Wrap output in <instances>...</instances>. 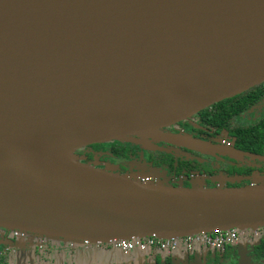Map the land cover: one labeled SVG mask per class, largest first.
Returning <instances> with one entry per match:
<instances>
[{
	"label": "water",
	"instance_id": "1",
	"mask_svg": "<svg viewBox=\"0 0 264 264\" xmlns=\"http://www.w3.org/2000/svg\"><path fill=\"white\" fill-rule=\"evenodd\" d=\"M262 83L264 0H0V227L77 245L264 227V184L175 187L75 153L169 137Z\"/></svg>",
	"mask_w": 264,
	"mask_h": 264
},
{
	"label": "flooded vegetation",
	"instance_id": "2",
	"mask_svg": "<svg viewBox=\"0 0 264 264\" xmlns=\"http://www.w3.org/2000/svg\"><path fill=\"white\" fill-rule=\"evenodd\" d=\"M263 126L264 83L166 127L162 131L169 137L146 139L144 146L140 144L141 138L116 141L100 148L85 147L75 153L88 165L175 187H246L264 184V140L256 136V132L261 135ZM190 139L204 142L208 148H198ZM237 180L244 183L229 185ZM210 182L216 185L208 186ZM241 231L244 233L238 241L220 249L201 244L195 238L188 242V237L157 236L141 238L140 243L132 242L130 248L121 247L119 240L99 246L103 252L111 250L119 254V258L111 257L113 264H135L130 258L135 250L141 253L143 264H264V227ZM135 239L138 238L130 241ZM174 240L177 244L172 247L168 241ZM64 244L34 233L0 227V264H79L76 252L81 246ZM21 247L25 253L19 250Z\"/></svg>",
	"mask_w": 264,
	"mask_h": 264
},
{
	"label": "built area",
	"instance_id": "3",
	"mask_svg": "<svg viewBox=\"0 0 264 264\" xmlns=\"http://www.w3.org/2000/svg\"><path fill=\"white\" fill-rule=\"evenodd\" d=\"M142 181H149V180L143 179ZM243 233L244 231H241L239 229H232V230L225 231V232L223 231V232H218V233H212L210 235L197 234V235L188 237V242H191L195 238L201 244L210 245L213 248L220 249L227 243H235L236 241H238L239 235ZM152 237L155 238L156 236H152ZM141 240H142L141 238H138V239H135L134 241L119 240L117 242L123 248H130L132 246V242L140 243ZM168 244H170L172 247H175L177 243H176V240H174V241H168Z\"/></svg>",
	"mask_w": 264,
	"mask_h": 264
},
{
	"label": "crops",
	"instance_id": "4",
	"mask_svg": "<svg viewBox=\"0 0 264 264\" xmlns=\"http://www.w3.org/2000/svg\"><path fill=\"white\" fill-rule=\"evenodd\" d=\"M57 245L59 246V243H57ZM78 246H81L79 248V250H81V251H78V258L79 259L89 258L91 256L90 255V252H91L90 249L91 248H93L96 251H101V247L99 246V244H94L93 246H90V248L83 247V245H78ZM21 248H19V250H23L22 252L25 253V249L24 248L21 249ZM22 252H20V254H23ZM101 252H102L103 256H105L107 253H109L110 257L119 258V254H116L111 250H106L105 252H103V251H101ZM98 256H100V254L98 252H95V255H93V257H98ZM140 256H142L141 253L138 250H135L130 258L134 259L133 263H135V264H143V262H141Z\"/></svg>",
	"mask_w": 264,
	"mask_h": 264
},
{
	"label": "rangeland",
	"instance_id": "5",
	"mask_svg": "<svg viewBox=\"0 0 264 264\" xmlns=\"http://www.w3.org/2000/svg\"><path fill=\"white\" fill-rule=\"evenodd\" d=\"M148 144L149 143H151V142H147ZM136 180H139V178H137V177H134ZM238 182V180L237 181H234V182H229V185H232V184H235V183H237ZM238 183H244V180H239V182ZM168 185H170V184H168ZM214 186V185H216L214 182H210V183H208V186ZM224 186H226V185H224ZM69 242H65V244H64V246H67V244H68ZM76 246H78L77 244H75ZM78 251H81V250H77V252H76V257H77V253H78ZM90 257L89 258H85V259H78V257H77V260H78V262H79V264H113V260H111V257H110V254L109 253H107L105 256H103V254H102V252L101 251H96V250H94V249H90ZM95 252H98L99 254H100V256H98V257H93V255H95ZM117 263H118V261L117 260H115ZM143 261H144V258H143ZM22 264H26L25 262H22Z\"/></svg>",
	"mask_w": 264,
	"mask_h": 264
},
{
	"label": "trees",
	"instance_id": "6",
	"mask_svg": "<svg viewBox=\"0 0 264 264\" xmlns=\"http://www.w3.org/2000/svg\"><path fill=\"white\" fill-rule=\"evenodd\" d=\"M259 133H261V135H259V134L256 132V136H261L262 140H264V126H263V128L260 130ZM256 138L258 139L259 137H256ZM96 147L100 148V147H103V146H102V145H96Z\"/></svg>",
	"mask_w": 264,
	"mask_h": 264
}]
</instances>
